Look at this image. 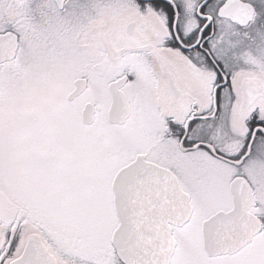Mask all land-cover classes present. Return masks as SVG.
Listing matches in <instances>:
<instances>
[{
	"label": "snow or ice",
	"instance_id": "obj_1",
	"mask_svg": "<svg viewBox=\"0 0 264 264\" xmlns=\"http://www.w3.org/2000/svg\"><path fill=\"white\" fill-rule=\"evenodd\" d=\"M0 264H264V0H0Z\"/></svg>",
	"mask_w": 264,
	"mask_h": 264
}]
</instances>
